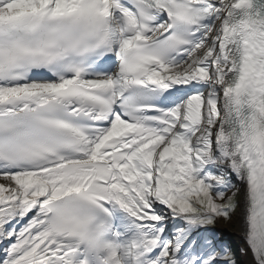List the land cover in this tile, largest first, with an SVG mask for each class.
Wrapping results in <instances>:
<instances>
[{"label": "snow or ice", "instance_id": "snow-or-ice-1", "mask_svg": "<svg viewBox=\"0 0 264 264\" xmlns=\"http://www.w3.org/2000/svg\"><path fill=\"white\" fill-rule=\"evenodd\" d=\"M0 264H264V0H0Z\"/></svg>", "mask_w": 264, "mask_h": 264}, {"label": "bare ground", "instance_id": "bare-ground-1", "mask_svg": "<svg viewBox=\"0 0 264 264\" xmlns=\"http://www.w3.org/2000/svg\"><path fill=\"white\" fill-rule=\"evenodd\" d=\"M241 241L243 242V239H241Z\"/></svg>", "mask_w": 264, "mask_h": 264}]
</instances>
